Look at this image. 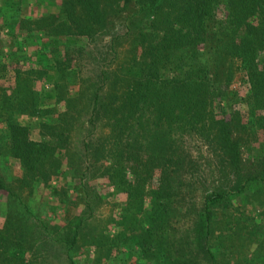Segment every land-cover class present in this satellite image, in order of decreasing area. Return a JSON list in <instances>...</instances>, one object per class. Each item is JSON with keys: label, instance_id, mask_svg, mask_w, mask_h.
Masks as SVG:
<instances>
[{"label": "trees", "instance_id": "obj_1", "mask_svg": "<svg viewBox=\"0 0 264 264\" xmlns=\"http://www.w3.org/2000/svg\"><path fill=\"white\" fill-rule=\"evenodd\" d=\"M9 1L1 3L8 8ZM119 1L124 6L130 0ZM103 3L104 0H66L59 21L34 20V27L29 28L23 25L25 19L19 17L18 3H15L7 28L13 30L16 22L18 31L26 27L23 36L33 32V36L19 41L25 44L29 40V44L39 45L35 53L37 57L44 53L45 62L34 68L33 73L39 80L35 85L29 84L26 90L23 84H18L19 73L15 70L16 94L6 105L0 103V161L5 166L3 175L0 173V189L11 193L10 180H15L28 191L40 182L54 192L56 185L52 186L49 180L60 169L62 155L56 150L69 140L72 121L66 113L74 107V102H70L59 110L65 86L63 79L67 74L73 77L76 73L74 70L65 72L60 60L69 61L67 46L76 44V37H89L94 29L105 26L107 10ZM130 3L134 9L124 17L122 33H115L110 41L118 62L110 72L101 70L98 82L91 83L93 86L89 88L86 134L96 129L95 121H100L101 131L106 125L107 133L100 139V147H94L92 152L84 149L80 159L82 168L87 169L90 156L98 160L104 154V143L113 141V147L107 152L113 163L105 174L110 184L124 192L128 199L121 208L119 224L127 225V220L131 228L136 225L139 231L127 234L119 229L102 243L108 254L112 253L115 264H195L201 260L203 264H213L215 250L223 247L211 240L214 226L211 207L223 205L233 196L240 198L248 196V192L264 191V152L256 165L263 164L262 168L237 174L239 152L232 126L239 123L240 115L235 109L230 116L217 114L227 103V98L223 97L224 86L229 84L231 75L240 70L243 99L248 105L247 125L254 128L253 131H264V112H260L264 111V52L259 55L264 51V0H131ZM138 14L142 18L138 19ZM122 40L123 48L116 51L114 44H121ZM46 47L53 53L57 48V58L48 54ZM48 80L52 85L45 90L43 83ZM230 94L236 97L235 91ZM44 96L55 97L53 107L58 114L43 108ZM215 96L219 97L216 106L212 104ZM28 110L31 116L40 115V128L46 130L39 139L32 138L30 124L19 119ZM203 112L222 159L233 172V180L228 187L212 188L200 194L202 202L191 221L194 249L190 248L189 255L178 256L176 260L169 255L167 215L178 200L177 195L185 191L181 178L186 167L183 131L191 129L193 119H199ZM244 124L242 126L246 127ZM63 155L69 164L70 155ZM134 157H140L141 161L137 164L140 172H135L134 176L136 182L120 186L125 176L124 163ZM8 158L17 162L19 176L7 170ZM152 163L161 166L151 184ZM213 163L220 162L214 157ZM146 180L150 184L144 186ZM55 195L63 206L67 205L66 188L61 190L62 196H58L57 191ZM249 209L245 208L248 215L235 223L237 228L243 226L242 231L247 230V233L249 226L243 221L250 222L253 214ZM7 219L10 221L11 217ZM87 219L80 213L66 219L63 224L66 244L76 240ZM138 221L141 226L136 224ZM8 222L0 229V253H5L11 264H28L24 257L28 248L25 250L20 242L22 232L18 237L8 234ZM15 223L20 231L21 224ZM244 263L248 264L249 259Z\"/></svg>", "mask_w": 264, "mask_h": 264}, {"label": "rangeland", "instance_id": "obj_2", "mask_svg": "<svg viewBox=\"0 0 264 264\" xmlns=\"http://www.w3.org/2000/svg\"><path fill=\"white\" fill-rule=\"evenodd\" d=\"M104 1L103 7L105 6L107 10L105 26L102 29H94L89 37H76V44L67 46L70 52L69 61L59 59L60 64H63L62 67H65V72L74 70L76 73L73 77L67 74V77L63 79L65 86L62 88L63 97L59 101L61 106L59 110L65 109L70 102H74V107L66 113V117L68 116L67 118L72 121L69 140L64 147H58L56 150L62 155L59 154L60 169L49 180L52 186L56 185L54 192L46 189L40 182L30 187L28 191L26 186L18 184L15 180H10L11 184L9 183L11 193L0 189V229L3 223L9 221L7 217L10 216L7 233L18 237L22 232L23 239L20 238V242L24 244L25 250L28 248L24 254L28 264H115L112 253L108 254L102 241L109 235L117 234L119 229H123L127 234L139 231L136 225L131 228L132 224L126 219L127 225L119 224L118 217L122 215L121 208L128 199L124 192L120 189L116 190L110 184L105 174L110 171L113 163V159H110L107 153L108 149L113 147V141L104 143V154L98 157V160L90 156L87 169L82 168L83 163L80 159L84 149L87 148V152H92L94 147H100V139L102 140L104 134L107 133L105 128L107 126L104 125V130L101 131L100 121H95L96 129L86 134L88 131L86 121L90 111L89 88L93 86L91 83L98 82L101 70L110 72L117 64L118 58L113 55L110 41L115 33H122L121 26L124 17L129 16L134 9L130 3L131 0L124 6L119 3V0ZM1 2L2 0H0V103L6 105L7 101L16 94L15 70L19 73L18 84L24 85L23 88L26 90L29 84L35 85L36 80H39L33 73L34 68L45 62L43 61L44 53L39 54L38 57L35 53L39 45L29 44V40H26L25 44L19 41L22 37L33 36V32L26 33L25 36L22 33L26 27L33 26L34 20L36 22L59 21V17L64 13L66 0H10L8 8ZM15 3H18L16 6L19 8V17L25 19L23 25H26L24 29L19 27V31L16 22L13 30L6 26L15 9ZM136 16L138 19L142 18L141 14ZM42 34L36 33V36H43ZM36 41L38 43L39 40ZM120 42L121 44H114L113 48L116 51L124 46L123 40ZM45 50L57 58V48L54 53L49 47ZM263 52L259 55L262 56ZM241 75L240 70L231 75L229 84L224 86L223 97L227 98V103L224 104L222 111H217V114L222 113L226 116H230L233 109L239 112V123L232 126V135L237 142L239 152L237 164L239 166L236 173L240 175L248 170L262 168L263 164L256 165L261 161L260 157L264 152V131L262 129L253 131L254 128L247 125L248 105L243 99L244 83ZM51 85L50 80L43 83L45 90ZM232 91H235L236 97L230 94ZM54 100L53 96H44L41 105L43 108H49L52 111L51 114H58L53 107ZM218 100L219 97L215 96L212 104L216 106ZM50 111L46 114L50 115ZM260 112L264 111L260 110ZM37 115L31 116L28 110L19 117L22 122L30 124V136L35 139H39L41 134L46 132L45 129L40 128L41 117ZM206 122L203 112L199 119H193L191 129L183 131L182 143L184 144L186 167L181 178L185 191L177 195L178 200L172 205V211L167 215L168 242L171 243L169 255L175 259L178 256L189 255L191 249H194L191 221L194 212L202 202L200 194L212 188L228 187L230 181L233 180V172L226 167L221 151L211 136L212 129L207 127ZM243 123L246 127L242 126ZM100 131L101 133L98 134ZM63 153L70 155L69 164ZM214 157L219 160L218 165L213 163ZM140 162V157L126 159L125 176L121 178L124 181L120 186L126 187L136 182L134 176L135 172H140L137 171L139 168L137 164ZM7 163L8 165L4 163L7 170L19 176L20 169L15 159L8 158ZM154 164L152 163L154 175H152L151 184L161 166L158 163ZM4 167L0 161L2 175ZM145 182L147 184L144 186L150 184L148 180ZM65 188L68 196H66L67 205L63 206L58 201L55 192L57 191L58 196H62L61 190ZM86 202H88L87 205ZM211 208L214 220L211 240L223 247L221 250L218 248L219 251L215 250L213 264H245L244 260L248 261V259V264H264V191L248 192V196L240 198L233 196L223 205ZM245 208H250L249 212L253 214L249 217L250 222L243 221L249 226V233L247 230L242 231L243 226L237 228L235 225L237 219L248 215ZM79 213L87 216V224L82 226L72 244H66L63 224L66 219ZM15 222L21 224L20 231L15 228ZM138 222L136 224L141 226L140 221ZM4 254L0 253V264H11L12 262L7 260ZM195 264H203V260Z\"/></svg>", "mask_w": 264, "mask_h": 264}]
</instances>
